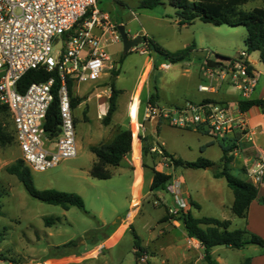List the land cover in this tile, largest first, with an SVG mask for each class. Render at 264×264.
<instances>
[{"label":"rangeland","instance_id":"rangeland-1","mask_svg":"<svg viewBox=\"0 0 264 264\" xmlns=\"http://www.w3.org/2000/svg\"><path fill=\"white\" fill-rule=\"evenodd\" d=\"M137 4L138 0H97L96 8L99 13L111 14L114 20L130 19L127 27L136 28L138 21L132 18V10L138 20L152 30L159 43L175 41L171 45L174 46L171 47L175 49L173 51L184 48L180 45L181 40L189 41L190 51L194 46L192 40L195 41L193 52L189 54L191 62L188 64L180 61L171 62L179 64L168 70L154 68L145 78L149 62L144 65L143 71L141 66L144 60L150 57L148 53L156 52L147 50L146 53H141L139 49L145 48L141 42L122 54L123 46L120 39L107 45L108 60L104 61L105 73L100 79L74 83L72 93L79 94L83 99V102L73 109L77 154L46 170L29 168V171L35 188L74 192L82 198L89 213L75 205L65 210L60 205L36 199L26 191L23 183L14 174L7 172L6 168L21 158V152L12 136L13 124L10 116L0 112V127L5 134V140L0 141V264H136V261H131L134 241L138 240L139 244H143V239L159 233L161 227L165 225L162 217L168 219L170 216L163 199L149 186L154 170H161L159 165L161 158L157 152L150 149L152 160L147 156L146 165L139 166V161H135L136 167L130 168L133 171L132 180L128 178L126 172L115 171L116 166L108 167L110 171L115 172L106 179L89 174L95 154L88 145L111 141L120 130L118 124L131 129L132 138L133 130L137 131L141 138L147 135L146 131L151 132L152 128L155 129L153 134L164 142V149L185 161H195L199 156L216 160L220 156V146L209 132L173 126L163 118H152L144 113L145 98L149 89L152 92L156 88L159 90L163 80L166 82L165 90L160 89L158 92L166 94L167 99L171 100L175 94L179 96L188 91L191 95L194 94L195 90L192 87L194 81L198 79L197 72L202 56L207 53L208 59L223 64L227 59L222 56L232 58L237 56L240 50L246 49L245 26L227 24L217 26L197 20L194 26L184 28L176 23L177 8L170 4V0H162V3L150 9L141 8ZM261 6H264V0H248L241 4L240 8L250 10ZM140 12L145 15H139ZM175 38L177 41L179 38L180 42ZM165 49L172 50L167 47ZM161 61L170 62L163 56ZM185 66L188 67L189 76L186 74L171 76L174 69ZM111 86L120 93L119 107L105 124L104 113L98 117L99 99L96 93ZM181 98L179 103L183 102L184 98L190 99L184 96ZM101 100H105L108 105V97L104 96ZM123 100H126L125 104ZM175 170V176L182 181L181 189L187 192L185 195L190 194L191 198L199 203V207L195 205L190 207L191 214L199 217L211 216L225 221L221 218L225 214V209L219 205V200H226L227 191H230L225 178H215L211 168L178 166ZM230 172L240 178L243 177L241 172L232 168ZM49 217H53V220L47 223L46 219ZM122 218L125 219L119 226ZM130 221L131 224H128ZM117 226L119 228L108 242H115L120 237L117 245L94 258L80 262L46 259L71 252L88 251L94 245L92 242L103 238L104 234L115 230ZM225 249L226 246H216L213 258L215 259L217 254L222 256L227 253ZM95 253L97 251L92 254Z\"/></svg>","mask_w":264,"mask_h":264},{"label":"built area","instance_id":"built-area-1","mask_svg":"<svg viewBox=\"0 0 264 264\" xmlns=\"http://www.w3.org/2000/svg\"><path fill=\"white\" fill-rule=\"evenodd\" d=\"M96 1L0 0V108L3 107L12 120L14 140L21 159L29 168L46 170L77 154L69 81L73 84L97 80L105 67L104 61L108 60L107 45L120 40L116 25L107 15L99 13ZM58 42L59 48L56 47ZM142 43L145 48L139 51L146 53L147 43ZM40 67L55 70L59 81L56 92L59 121L52 131L47 130L44 123L53 99L55 77L51 75L45 81L31 82L22 90L18 86L26 71ZM217 75L228 77L244 96L257 83L256 72L250 67L245 50L228 60ZM198 88L207 89L201 84ZM145 110L148 116L163 118L173 126L205 128L218 138L229 137L228 141L235 145L239 141L233 133L248 128L244 110L238 103L203 101L187 102L182 107L157 108L147 102ZM255 148L257 154L247 165L246 176L260 182L264 179V148ZM150 149L161 158L160 171L174 168L160 146L153 145ZM163 189L172 199L167 213L176 219L188 209L180 180L172 176ZM145 258V253L139 255V259Z\"/></svg>","mask_w":264,"mask_h":264},{"label":"crops","instance_id":"crops-1","mask_svg":"<svg viewBox=\"0 0 264 264\" xmlns=\"http://www.w3.org/2000/svg\"><path fill=\"white\" fill-rule=\"evenodd\" d=\"M131 13L133 14L132 18L138 21L136 28H134L135 26L134 27L133 26L127 27V23H129L130 19L126 20V21L123 20V18H121L119 20H114L111 17V14H109L107 12H105L103 14L107 15L108 19L114 25L123 24L125 26V30H126L129 37L135 36L139 30H142L143 35L156 40L155 34H153L152 30H149V28H147V26H145L144 22L139 21L138 17L135 15V13L132 10H131ZM139 15H145V13L140 12ZM120 17H122L121 14H120ZM177 20H178V17L176 19V23H177ZM197 20L201 21L200 19H195L190 24H183V25H179V26L184 27V28H190V26H194L196 24L195 22ZM217 26H219V25H217ZM175 40L177 41L176 38H175ZM173 42H175V41L167 40L166 42H161L162 44L159 42L158 43L161 46H163L164 48L167 47L169 49H172L171 51H173V50H175L174 48H171V47H174V46H171ZM177 42H180L179 38H178ZM180 43H181L180 44L181 47L191 46V44L189 45L188 40H181ZM194 43H195V41L192 40V44L195 46ZM194 46L189 51L187 56H185L184 59L180 60V62H182V63L185 62L186 64L191 62L189 60V54H190V52H193ZM244 50L247 54V61L250 65V67L256 72V77H257V83H256L254 89L247 96L242 95L241 90L238 87V85L233 84L228 79V77L220 78L217 75V73H219L220 70H222L223 67H225L226 63L223 65H218L219 67L218 66L208 67L206 65V60L208 59V56H206V54H207L206 53L201 58V62H200L199 69L197 72L198 79H196V81H194L195 84H193V87H192L195 90L194 94L191 95L190 91H188L186 93L184 92V94L179 95V96L175 94L171 100L167 99L166 94H164V93L160 94L158 92L160 89L165 90L164 84L166 82L163 80V81H161V84L159 86V90H158V88H156L155 91L152 92L149 89V91L146 94L144 107L146 108L148 98L151 95H155V98L153 99V103H154L153 105L156 106L157 108L182 107L187 102L200 103V102L205 101L206 99H208L209 101H213V102H226V103H235V104L238 103V101H240V100H247V99L248 100L249 99H263L264 100V98H263L264 97V64L260 60V56H259L258 51H256V50L250 51V50H247V48ZM148 51H152V50L148 49ZM148 54L150 55V57L148 59L144 60V63L141 66V69L143 71L144 65L149 62V66L147 68L145 78L149 74V72L151 70H153L154 68L162 69V70H168V69L172 68L173 66H177L179 64V62L171 63L168 61H161L162 56L159 55L158 53L152 54V52H151ZM142 71H141V74H142ZM104 73L105 72L102 71L100 77ZM185 74H186V76L190 75V72L188 71L187 66L178 67V69H174V71L171 73V76L177 77L178 75L184 76ZM100 77L98 79H100ZM90 82H93V81H90ZM78 83H82V82H78ZM200 84L206 86L207 89L199 90L198 86ZM73 85H74V83L72 84V87H73ZM107 90H109V92H107ZM107 90L103 89V90L96 93V97L99 99V101H98L99 110L97 112L98 117L100 116V114H103V113L105 114V112L107 110V107H108L107 102H105V100L104 101L101 100L102 97H104V96L109 98V96H110L109 94L111 93L110 87ZM169 91L171 92L172 90H169ZM104 93H106V95H103ZM73 95L80 97L79 94H73ZM119 95H120V93H117L116 108L119 107V102H118ZM182 96L190 97V99L184 98V101L179 103L178 101L180 100V98ZM129 98H130V96H129ZM195 98L197 100H195V101L191 100V99H195ZM125 101L126 100H123L124 104H125ZM82 102H83V99L81 98V100L77 104V106ZM170 104H173V105H170ZM145 108H144V113L146 112ZM116 111L117 110L115 109V111L113 113H115ZM244 114H245L247 121H248V128L245 131H241V132L235 131L233 133V136L235 135L239 142L237 143V145H235V149L233 151V158H232L231 163L229 164V168H232L238 172H241L242 176H243L242 179L247 180V181L251 182L252 184H254L257 187V195L250 202L246 217H238V216L234 215L231 211V204L233 202L234 195H233L232 190L228 187L229 188L228 190H230V191H227V199L226 200H223V199L219 200L220 207L225 209V214L222 215L221 218L225 219V221H228V228L229 229L242 228V229H245L248 233L256 234L257 236L261 237L264 240V179L260 182H255L253 179H250L246 176L247 165L249 164L251 159H253L255 157V155L257 154V149L255 148V146L264 148V109L260 105H251L246 110H244ZM117 126L119 127V129L125 128V126L124 125L122 126L121 124H118ZM191 129L196 130V131L209 132L210 133V131H208V129H205V128L195 129V128L191 127ZM154 132H155V129L152 128L151 132L146 131V134L153 136V142L159 143L161 145V147L164 148V142L162 140L160 141L159 139H157L158 137L156 138L154 136V134H153ZM210 134L216 139V142L220 146L221 154L218 157V159H216V160L213 158H210V157H205V156H203V157L208 158V159L217 163L219 161L221 155H222V145L226 144L228 142L229 137H224V138L219 137L218 138V136L213 135L212 133H210ZM208 142H210V141H208ZM252 142L254 143L255 146L252 144ZM102 143H104V142H102ZM102 143H100V144H102ZM141 145H142V143H141V139H140V159H139V164H138L139 166H143ZM91 146H94V145H91V144L88 145L90 150H91ZM173 156L177 157V158L179 157L176 155H173ZM109 166H112V165H109ZM133 167L134 168L136 167V162L133 159L132 149H131L127 154H125L123 156V158L121 159V162L118 165H116L115 171L117 170L119 173L126 172L128 174V178L132 180L133 179V171H131L130 168L133 169ZM175 171H176L175 167L172 169L167 168L166 171L163 170V172L170 173L174 177H175ZM114 172L111 171V176L114 175ZM176 177H178V176H176ZM215 178L220 179V178H224V177H215ZM151 180H152V177L150 179V182H151ZM180 182L182 184L181 180H180ZM149 186H150V184H149ZM182 191H183L184 198L188 203V209L189 210H190V207L192 205L199 207V203L196 200L192 199L190 194H188L186 196L185 194H187V192L184 190H182ZM154 192L155 193L158 192L157 193L158 196H160V198L163 199L166 206L168 207V205L170 204V202L172 200L171 195L168 192H166L164 189H156V190H154ZM131 203H132V198H130V201H129L130 206H131ZM67 209H65V210H67ZM128 212H129V210H128ZM128 212H127V214H128ZM196 217H199V216H196ZM124 219L125 218H122L120 220L119 226L122 224ZM162 219L165 221V225H163L161 227L159 233L148 236L147 238H145V240L143 239V244H140V246L142 247V249H141L142 251L140 252L139 255H141L142 253H145V255H146L145 260L139 259V255H137L135 253V250H137V248H135L134 244H133V254H131V261L132 262L136 261V264H139L140 262L143 264L144 263H146V264H206V262L204 260V256H203L204 255L203 246L200 244V242L197 239L187 235V232L184 229L182 222L177 220V219H172V218L166 219V218L162 217ZM131 222L132 221H130L128 224H131ZM119 226H117V228L115 230H112V231L104 234L103 238L101 237L98 241L92 242V244H94V245L88 251L75 252V253L71 252V253H67L65 255H61V256L60 255L52 256V257L46 258V259H48V260L63 259V261H65V262H67V261H73V262L78 261V262H80V261L85 260L87 258H94V257L98 256L100 253H102L106 250L108 251L109 249L114 248L117 245L120 237L115 242H111V243H108V242H109L110 237L116 232V230L119 228ZM103 245H105V246L99 250V248ZM216 246H218V245L213 246L210 250V254H211L212 258H213L214 248ZM222 246H226V245H222ZM226 247H227V249H225V251H227V253H224L222 256H220L219 254H217L215 256V259L217 260V262L219 264H264V244L259 245L256 243H246L239 248H235V247H231V246H226ZM94 251H97V253L92 254ZM232 255H234V257ZM149 257H151V258H149ZM67 258H69V259H67ZM63 261H61V262H63Z\"/></svg>","mask_w":264,"mask_h":264},{"label":"trees","instance_id":"trees-1","mask_svg":"<svg viewBox=\"0 0 264 264\" xmlns=\"http://www.w3.org/2000/svg\"><path fill=\"white\" fill-rule=\"evenodd\" d=\"M247 1L248 0H197L195 2H190L189 0H170V4L177 8L176 16L178 17V25L190 24L195 19H200L203 22L213 25L227 24L232 26H245L247 30L245 36L246 48L250 51H258L260 60L264 64V6L254 7L250 10H243L240 8V5ZM160 3H162V0H138L137 5L141 8L150 9ZM142 39L143 42L147 43V48L149 50L155 51L159 55L170 60V62L184 59L189 51V46H186L182 50L171 52L152 38L143 35ZM222 57L226 58L227 61L232 58L229 56ZM51 75L55 77L52 86L53 99L47 110L44 123L45 128L49 131L55 130L59 121L58 98L56 94L59 81L56 71H46L41 67L29 69L18 82V86L22 90L29 83L34 81H45ZM69 89L71 93V105L72 108H75L81 98L73 95L70 81ZM110 90L108 107L103 117L105 124L109 122L116 109V96L118 92L113 86L110 87ZM154 98L155 95L149 97V102L151 104H154ZM205 101L209 100L206 99ZM238 104L242 110H246L251 105H260L264 109L263 99L240 100ZM0 112H4L9 116L8 112L3 107L0 108ZM12 136L14 139L13 133ZM4 140L5 134L2 127H0V141ZM138 140H140V136L137 131L133 130L132 138L131 129L122 128L115 134L111 141L91 146V150L95 154V160L92 162L89 174L101 179L111 177V171L108 166L118 165L123 156L131 150V146L133 148ZM153 145L161 147L159 143L153 142V136L144 135L141 145L143 165L147 164L145 162L147 156L152 160L150 147ZM234 149V143L228 141L226 144H223L222 155L216 163L203 156L198 157L195 161H185L179 157H174L161 147L162 153L170 159V163L173 167L211 168L213 169L214 177H224L234 195L231 204L232 213L238 217H246L249 204L257 195V187L251 182L230 172L229 164L232 161ZM6 170L8 173L14 174L23 183L26 191L34 198L43 202L60 205L64 209H67L71 205H75L84 212L89 213V211L85 209L82 198L74 192L61 191L54 188L42 190L35 188L32 184L29 167L24 164L21 158L16 159ZM171 177L172 175L170 173L154 170L150 182V189H163ZM54 219H58V217H54ZM176 219L182 222L187 235L197 239L203 246V256L206 264H219L210 254L211 248L215 245H226L239 248L246 243L264 244V240L256 234L248 233L242 228L229 229L228 221H223L215 217L193 216L189 209L183 211ZM52 220L53 217H49L46 219V222L49 223ZM134 247L137 248L135 253L139 255L142 251V247L138 240L134 241Z\"/></svg>","mask_w":264,"mask_h":264},{"label":"water","instance_id":"water-1","mask_svg":"<svg viewBox=\"0 0 264 264\" xmlns=\"http://www.w3.org/2000/svg\"><path fill=\"white\" fill-rule=\"evenodd\" d=\"M116 27H117V30L119 32L120 39H121L122 46H123L122 47V54H125L127 51L132 49L135 45L142 42V37H143V31L142 30L138 31V33L135 36L129 37L126 30H125V26L123 24H117ZM59 43L60 42H58L56 44V47H58V48H59ZM222 64L223 63H219V62L214 61L212 59L206 60V65L208 67H215V66L222 65Z\"/></svg>","mask_w":264,"mask_h":264},{"label":"bare ground","instance_id":"bare-ground-1","mask_svg":"<svg viewBox=\"0 0 264 264\" xmlns=\"http://www.w3.org/2000/svg\"><path fill=\"white\" fill-rule=\"evenodd\" d=\"M132 155L135 161L140 159V140H138L132 148Z\"/></svg>","mask_w":264,"mask_h":264}]
</instances>
